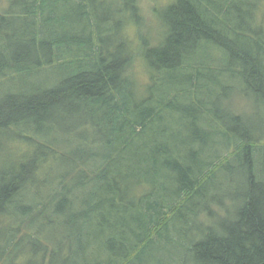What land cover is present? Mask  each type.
Returning <instances> with one entry per match:
<instances>
[{"label": "trees", "instance_id": "16d2710c", "mask_svg": "<svg viewBox=\"0 0 264 264\" xmlns=\"http://www.w3.org/2000/svg\"><path fill=\"white\" fill-rule=\"evenodd\" d=\"M262 1L0 0V264H264Z\"/></svg>", "mask_w": 264, "mask_h": 264}, {"label": "rangeland", "instance_id": "374dc122", "mask_svg": "<svg viewBox=\"0 0 264 264\" xmlns=\"http://www.w3.org/2000/svg\"><path fill=\"white\" fill-rule=\"evenodd\" d=\"M87 1L93 3V7L96 12V19L98 21L104 18L102 17L103 14H110L115 10V7H117V0H87ZM174 1L175 0H138L143 16L145 17V22L142 24H137L138 28L136 27L140 33V37L142 36L152 37L155 36V34H157L156 32L157 28L159 29L160 27V20L157 13V9L159 11H162L165 6H167L170 3H173ZM258 16L259 19H261L262 22H264V0L262 1V4H260V8L258 10ZM136 28L134 26L127 28V35L132 40L133 45L136 44L135 42H138V32ZM145 68L146 67L144 66L143 61L141 59H138L136 62V70L138 71V74L139 73L141 74L142 78H147V74H146L147 70ZM56 69L57 68L54 67L52 68V71L54 70L55 72H57ZM53 73H51V70H46L42 72L41 75L35 77L33 80L36 81H41L43 79L46 80L50 75H54L56 77V74ZM11 84L14 83L11 82ZM249 95L250 96L243 99L244 113H246L247 116L251 118H257V119L259 114H262L264 116V108L262 107L261 98L253 94H249ZM258 120L257 122H259ZM235 188H236V184L234 183L230 186L225 187L227 191L234 190Z\"/></svg>", "mask_w": 264, "mask_h": 264}]
</instances>
